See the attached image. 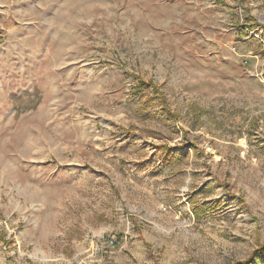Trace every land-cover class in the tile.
<instances>
[{
	"label": "rangeland",
	"instance_id": "374dc122",
	"mask_svg": "<svg viewBox=\"0 0 264 264\" xmlns=\"http://www.w3.org/2000/svg\"><path fill=\"white\" fill-rule=\"evenodd\" d=\"M263 250L264 0H0V264Z\"/></svg>",
	"mask_w": 264,
	"mask_h": 264
},
{
	"label": "built area",
	"instance_id": "2783aa9c",
	"mask_svg": "<svg viewBox=\"0 0 264 264\" xmlns=\"http://www.w3.org/2000/svg\"><path fill=\"white\" fill-rule=\"evenodd\" d=\"M107 242H108L109 245H111V244L114 243L113 239H110V240H108Z\"/></svg>",
	"mask_w": 264,
	"mask_h": 264
},
{
	"label": "trees",
	"instance_id": "16d2710c",
	"mask_svg": "<svg viewBox=\"0 0 264 264\" xmlns=\"http://www.w3.org/2000/svg\"><path fill=\"white\" fill-rule=\"evenodd\" d=\"M138 81H140V82L142 83V81H141V80H138ZM263 252H264V250H263Z\"/></svg>",
	"mask_w": 264,
	"mask_h": 264
}]
</instances>
